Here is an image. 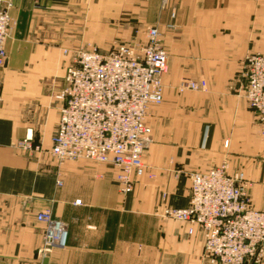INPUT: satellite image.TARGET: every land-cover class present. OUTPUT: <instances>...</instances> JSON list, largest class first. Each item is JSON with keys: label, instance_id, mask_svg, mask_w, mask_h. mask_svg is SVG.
Returning <instances> with one entry per match:
<instances>
[{"label": "crops", "instance_id": "obj_1", "mask_svg": "<svg viewBox=\"0 0 264 264\" xmlns=\"http://www.w3.org/2000/svg\"><path fill=\"white\" fill-rule=\"evenodd\" d=\"M12 2L0 66V264H212L203 231L163 212L188 206L190 172L224 162L244 172L264 210V135L240 76L246 56L264 54V0ZM149 26L169 68L163 102L147 117L146 173L124 195L113 165L51 154L63 105L54 94L72 59L65 50L144 43ZM182 77L207 89L179 92ZM27 137L41 150L21 148ZM45 211L65 226L64 247L45 249L48 225L37 218Z\"/></svg>", "mask_w": 264, "mask_h": 264}, {"label": "built area", "instance_id": "obj_2", "mask_svg": "<svg viewBox=\"0 0 264 264\" xmlns=\"http://www.w3.org/2000/svg\"><path fill=\"white\" fill-rule=\"evenodd\" d=\"M12 7V0H0V66L6 63V42L15 26ZM159 36L158 28L149 27L144 43H118L106 52L96 46L65 50L72 59L63 88L54 94L63 105L51 154L60 162L86 159L113 165L124 195L146 173L143 157L152 134L147 117L150 107L164 99L163 78L169 59ZM242 64L244 96L264 135V54H250ZM206 89L204 81L191 77H182L177 85L179 92ZM19 146L41 150L30 137ZM228 168L224 162L207 171L190 172L188 206H168L163 215L198 226L205 235L204 254L212 264H260L264 258V210L252 206L251 183L244 172L229 173ZM37 218L48 225L45 249L64 247L65 226L49 211ZM193 231L190 227L189 232Z\"/></svg>", "mask_w": 264, "mask_h": 264}, {"label": "rangeland", "instance_id": "obj_3", "mask_svg": "<svg viewBox=\"0 0 264 264\" xmlns=\"http://www.w3.org/2000/svg\"><path fill=\"white\" fill-rule=\"evenodd\" d=\"M173 25V27H174V24H172ZM149 27H156V26H149ZM149 27H147L146 28V30H145V36H146V40H147V33H148V29H149ZM157 28V27H156ZM172 28V27H171ZM159 41H160V44L162 45V47L164 48V46H163V44H162V39H161V34H160V36H159ZM146 42V41H145ZM118 43H123V42H116L115 44H113V45H116V44H118ZM92 47H94V45L92 46ZM164 50H165V48H164ZM166 51V50H165ZM103 52H105V51H103ZM245 59V58H244ZM186 92V91H185ZM251 194V193H250ZM251 199H252V197H251ZM252 206L254 207V205H253V203H252ZM264 259V258H263ZM262 259V260H263ZM261 263H262V261H261ZM260 263V264H261Z\"/></svg>", "mask_w": 264, "mask_h": 264}, {"label": "water", "instance_id": "obj_4", "mask_svg": "<svg viewBox=\"0 0 264 264\" xmlns=\"http://www.w3.org/2000/svg\"><path fill=\"white\" fill-rule=\"evenodd\" d=\"M0 263H3V262L0 261ZM46 263H47V261L45 260V264H46Z\"/></svg>", "mask_w": 264, "mask_h": 264}]
</instances>
